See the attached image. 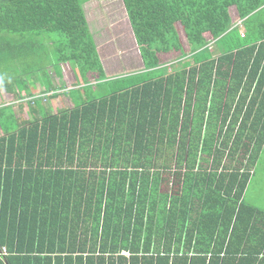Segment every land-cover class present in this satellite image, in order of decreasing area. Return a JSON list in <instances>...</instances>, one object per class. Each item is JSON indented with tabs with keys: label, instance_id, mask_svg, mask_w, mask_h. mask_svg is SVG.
I'll list each match as a JSON object with an SVG mask.
<instances>
[{
	"label": "trees",
	"instance_id": "obj_1",
	"mask_svg": "<svg viewBox=\"0 0 264 264\" xmlns=\"http://www.w3.org/2000/svg\"><path fill=\"white\" fill-rule=\"evenodd\" d=\"M123 2L147 77L95 93L88 76L108 78L84 1L0 0V67L25 47L47 94L56 47L86 96L56 114L40 97L33 119L0 122V264H264V212L245 201L264 146V0ZM206 34L225 41L216 57ZM173 51L185 59L170 72Z\"/></svg>",
	"mask_w": 264,
	"mask_h": 264
},
{
	"label": "rangeland",
	"instance_id": "obj_2",
	"mask_svg": "<svg viewBox=\"0 0 264 264\" xmlns=\"http://www.w3.org/2000/svg\"><path fill=\"white\" fill-rule=\"evenodd\" d=\"M83 3V9L85 16L88 21L90 34L94 39V42L97 46L100 58L102 60V63L104 67L107 70V78L112 80H106L107 83L104 84L105 88H101L103 90H100L101 92L105 93V90H112L117 88H124L129 85H132L137 80H140L141 78H146V75L140 76V73H144L142 70L141 72L137 71L143 68V64L141 62V57L139 53V49L137 46V43L135 41L133 31L131 28V24L129 22L128 14L124 5L123 0H82ZM231 15L233 18V22L236 24H239V31L240 33H246L245 26L240 25L242 21L238 17L236 9L233 7L231 8ZM241 21V22H240ZM178 26V32L180 34L182 43L184 45V48L186 52L189 51V45L186 42V38L183 33V29L181 25ZM237 27V26H236ZM241 33V35H242ZM53 37L60 36L59 33H52ZM206 40L207 42H212L213 38L206 34ZM36 41L38 42L36 44V53L41 54L44 52L47 48H41L39 44L43 43L41 37H37ZM227 42L232 45H238V44H244L246 40L242 39H236L234 35H231L228 37ZM224 44L225 41L210 46L212 49V52L215 53V56L218 54V51L224 50ZM218 49V51L216 50ZM26 50L25 47H17L16 51L19 54V56H15L18 59L15 61H12L7 68L3 70V68L0 67V79H5L9 81H20V86L23 88L25 87V94L29 93V90L31 88V85L36 84L37 82L31 81L32 78L38 77L41 80V74H42V66H40V57L36 56L35 60L36 63L33 62V59L30 60L26 57V54H30ZM58 52H56V47L51 46L49 48L48 54L49 59L47 61L51 62L50 66L48 68V74L56 83H60V80L58 77H56L54 72H57L58 69H61V73L63 75V83L69 87H74L76 85L77 80L81 82L82 78L80 77V73H78L79 69L74 65V63L69 62H63L60 64H57L58 61ZM176 53V52H175ZM176 57V56H174ZM167 58V57H166ZM170 58V57H169ZM174 59V60H173ZM171 59L170 61H176L175 58ZM191 62H193L191 60ZM176 67L177 69L181 67V64ZM63 65V66H62ZM59 66V68H58ZM75 66V67H74ZM96 75L90 74V80L92 82L95 81ZM122 78H125L122 80ZM42 81V80H41ZM110 81H114L110 83ZM25 83V85H24ZM110 83V84H109ZM31 84V85H30ZM105 89V90H104ZM44 91V88L40 90V93H35L34 95H26L25 98H23L24 104H26L28 107L33 104H36L35 110H39V105L42 103V99L39 97L41 92ZM70 96L74 97V93L77 95L82 94L81 96H85V92L81 91L78 92L77 90L74 92H70ZM99 93V92H98ZM23 94V95H25ZM49 94V93H47ZM51 94V93H50ZM42 95H46L42 94ZM66 97L62 99H58L57 106H53L54 100L44 98V104H47L48 106H52L54 109L59 110L63 108H68L72 105V101L70 100V97H68L67 94H65ZM50 97V96H49ZM79 97V96H78ZM86 97V96H85ZM25 110L28 111V108ZM23 110V111H25ZM41 113V112H40ZM39 113V114H40ZM12 113L9 109L0 110V122L1 124H6L8 127L12 129H16L18 127V122L16 119H12L10 117ZM37 114V115H39ZM32 115V114H31ZM200 116L196 117V122L199 120ZM23 118V117H22ZM25 118L27 116L25 115ZM24 120V119H23ZM5 131V129H1V133ZM264 160V155H263ZM228 163V162H227ZM260 171H264V163L262 166H259V171L257 174H260ZM257 175L255 179L258 177Z\"/></svg>",
	"mask_w": 264,
	"mask_h": 264
},
{
	"label": "crops",
	"instance_id": "obj_3",
	"mask_svg": "<svg viewBox=\"0 0 264 264\" xmlns=\"http://www.w3.org/2000/svg\"><path fill=\"white\" fill-rule=\"evenodd\" d=\"M133 35H134V38H135L134 32H133ZM184 36H185V34H184ZM185 38H186V36H185ZM135 41H136V38H135ZM136 43H137V41H136ZM211 44H212V42H209L210 46H212ZM137 46H138V44H137ZM138 49H139V47H138ZM216 50L218 51V49H216ZM210 51L212 52L211 48H210ZM139 53H140V57H141V62L143 64V68L140 69V70H137V71L141 72L143 70L144 73H145V63H144L143 58L141 56L140 50H139ZM213 55L215 56V53H213ZM174 56H176V57H174ZM173 58H175L176 61H172L171 62L170 60L173 59ZM160 59L164 60L163 63L166 64L163 67H167L170 72H173L175 69H177L176 67L179 65L178 63H180L181 66H182L183 60L185 58L183 57V55H181L180 52H176L175 53V51H173V52H170V53L162 54ZM6 66H8V64L3 66V70H4V68L5 69L7 68ZM104 70H105V73H106V76H107L108 73H107V70H106L105 67H104ZM54 73H55L56 77L59 78L60 83L59 82L56 83L51 77L52 85L54 86V90L49 92V93H51V95H50V97H48V99L49 100L50 99L54 100L53 106H57L58 99H62L63 97L65 98L66 97L65 94H67V95L69 94L68 97H70V100H71V96H70L71 93L70 92L71 91L72 92L76 91L77 88H79V87H75V86L74 87H69V86L65 85L63 83V80H62L63 75L61 73V69H60V74H58L57 72H54ZM88 77H89V81H91L90 80V75ZM112 79H108V80H112ZM0 81H3L2 85L0 86V110L6 109L7 106H10V108H11L10 112L16 116L15 119H17L19 121H25V120L33 119L32 115H31V112L29 110V107L26 104H24L23 98H25V96L28 95V94L31 96V95H34L35 93H40V90H42V88H43L41 81L39 80V82H37L34 85L30 84L31 88L29 90V93H26V94H25V89H24L25 87L23 86V88H21L19 82L17 84L18 86L17 85L15 86V84H13L11 86V81H9V80H4L2 78V80H0ZM92 84H93L95 93H98L100 87L103 86V83L102 84L101 83L97 84V80L96 79H95L94 82H92ZM24 85H25V83H24ZM42 93H44V91L41 92V94ZM23 94H25V95H23ZM55 95H56V97H54ZM80 95L81 94L78 93L76 96L80 97ZM42 104L44 105V107L46 108L47 111H49V112L51 111L54 114H56L59 110H61V109H59V110L56 111V109H54L52 106H48L47 104H44V101H43ZM33 106L36 107V104H33ZM72 106H73V102H72V105L70 107H72ZM70 107H68V108H70ZM26 108H28V111L25 110ZM68 108H63V109H68ZM23 110H25V111H23ZM192 112H193L192 115L194 116L195 119H196L197 116H200V117L202 116V113L200 111H192ZM25 115L27 116V118H25ZM36 116L38 117V115H36ZM194 126H197V123H193V127ZM0 131H1V129H0ZM1 134L2 133L0 132V135ZM263 155H264V146H263V148L261 150L259 158L256 161V164L254 165V167L251 170L252 171V175H251V179H250L249 185H248L246 193H245V201L248 204H250L251 206H253L255 208H258L259 210L264 212V171H260L259 172L260 174H257V172L259 171V166H262L263 163H264ZM257 175H259V176L255 179V177ZM259 219H260V222H259L258 227L256 228L257 231H256V236L254 237V241L256 243L262 245V242L264 243V216H259Z\"/></svg>",
	"mask_w": 264,
	"mask_h": 264
},
{
	"label": "built area",
	"instance_id": "obj_4",
	"mask_svg": "<svg viewBox=\"0 0 264 264\" xmlns=\"http://www.w3.org/2000/svg\"><path fill=\"white\" fill-rule=\"evenodd\" d=\"M242 23H240V25H241ZM239 25V24H238ZM242 37H244L245 36V33H242V35H241ZM51 94H46V95H41V96H39V97H41V98H47V97H49ZM8 254V251H7V249L6 248H3L2 249V251H0V256H6Z\"/></svg>",
	"mask_w": 264,
	"mask_h": 264
}]
</instances>
